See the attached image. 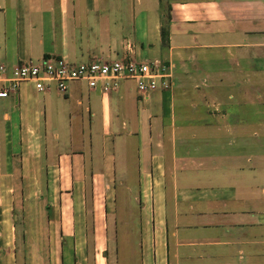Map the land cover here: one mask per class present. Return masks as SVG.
<instances>
[{"label": "crops", "instance_id": "crops-1", "mask_svg": "<svg viewBox=\"0 0 264 264\" xmlns=\"http://www.w3.org/2000/svg\"><path fill=\"white\" fill-rule=\"evenodd\" d=\"M47 57L158 59L170 87L0 98V264H264V0H0V64ZM17 170L58 193L18 200Z\"/></svg>", "mask_w": 264, "mask_h": 264}, {"label": "built area", "instance_id": "built-area-1", "mask_svg": "<svg viewBox=\"0 0 264 264\" xmlns=\"http://www.w3.org/2000/svg\"><path fill=\"white\" fill-rule=\"evenodd\" d=\"M171 68L158 59L134 58L87 61H68L64 58H42L21 61L7 68L0 64V98L7 97L21 83H31L37 91L55 87L64 92L70 81H84L89 88L109 92L120 79H132L138 93L146 97L150 92L170 87Z\"/></svg>", "mask_w": 264, "mask_h": 264}, {"label": "rangeland", "instance_id": "rangeland-1", "mask_svg": "<svg viewBox=\"0 0 264 264\" xmlns=\"http://www.w3.org/2000/svg\"><path fill=\"white\" fill-rule=\"evenodd\" d=\"M141 60H146V58L141 59ZM63 141V140H62ZM66 142V141H65ZM82 140L78 139V138H73L70 141V144L73 146H80ZM130 142V144H128V146L130 147V149H133L135 146V139L131 138V139H127V143ZM68 144V143H67ZM88 146H83L82 148H87ZM89 148V147H88ZM92 150L93 151H101V138H93L92 139ZM134 161L133 160H129V165H133ZM96 172V171H84L82 172V178H87L90 179V177L92 176V174ZM148 172V171H147ZM136 174L137 171L134 170H130L129 171V176H130V180L131 183H134L136 180ZM65 177L68 175V172L66 170H60V173L57 174V172L55 171H47V178L50 179H57L58 176L60 177ZM16 178V186L14 187H6V189L11 188L12 191L11 193L16 194V198L19 200H21V197L24 195H32V194H38L41 191H44V193L48 192V193H58V187L56 186H42L40 183H37L36 185L33 184V180L31 179V177L35 178L37 177V179L41 176H44V170H39V171H32V170H17L14 175ZM99 175H97L98 177ZM96 177V176H95ZM27 181L29 182V184H23V183H27ZM90 181V180H89ZM197 182V181H194ZM169 180L168 178L166 179L165 185H162V193L165 192L167 195L170 194V185L168 184ZM89 186L87 187V189L89 190L90 193L92 194H96V193H102L103 192V187L102 185H99V183L96 184H92L91 182H89ZM201 185H195L194 187H200ZM2 187V193H8V191H3ZM115 187H113V191L115 193ZM130 191L129 192H137V189L139 187H136L135 185H132L130 187ZM142 188V193L146 194L149 193L150 189H153L154 187H147V186H143ZM210 189V187H208ZM117 194H121L124 192V187H122L121 185H117ZM154 191V190H153ZM110 192V191H109ZM119 197V196H118ZM25 202H21L18 203V210H20L22 208V206L24 205ZM21 205V207H20ZM118 205V209L119 210H123V206L122 203L119 202L117 203Z\"/></svg>", "mask_w": 264, "mask_h": 264}, {"label": "trees", "instance_id": "trees-1", "mask_svg": "<svg viewBox=\"0 0 264 264\" xmlns=\"http://www.w3.org/2000/svg\"><path fill=\"white\" fill-rule=\"evenodd\" d=\"M161 39H162V43L166 45L168 39V32L165 26L161 27Z\"/></svg>", "mask_w": 264, "mask_h": 264}]
</instances>
